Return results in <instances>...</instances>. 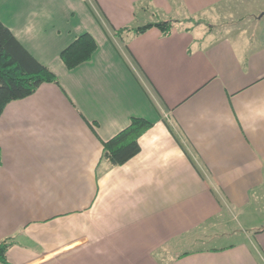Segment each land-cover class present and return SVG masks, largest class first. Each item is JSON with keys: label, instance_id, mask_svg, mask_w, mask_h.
I'll use <instances>...</instances> for the list:
<instances>
[{"label": "crops", "instance_id": "0c3cea01", "mask_svg": "<svg viewBox=\"0 0 264 264\" xmlns=\"http://www.w3.org/2000/svg\"><path fill=\"white\" fill-rule=\"evenodd\" d=\"M244 1L226 20V0H0L60 79L0 114V264H264V0ZM133 116L153 125L111 166L103 142ZM231 215L246 233L214 245Z\"/></svg>", "mask_w": 264, "mask_h": 264}, {"label": "trees", "instance_id": "16d2710c", "mask_svg": "<svg viewBox=\"0 0 264 264\" xmlns=\"http://www.w3.org/2000/svg\"><path fill=\"white\" fill-rule=\"evenodd\" d=\"M175 21V19L169 18L157 22H147L134 27V29L120 28L117 33L120 34L124 30L143 32L151 26H157L161 27L165 34H169ZM97 47V41L88 31L77 35L60 54L66 66L75 68L78 64L89 61ZM45 81L56 82L60 85L57 74L32 55L11 29L0 20V114L10 100L32 95ZM130 121L127 127L103 142L102 159L108 160L111 166L124 164L138 154L141 150L139 137L153 125L152 121L141 116H133ZM2 162L0 146V164ZM9 246L10 242L5 240L0 242V262L8 261L6 251Z\"/></svg>", "mask_w": 264, "mask_h": 264}, {"label": "rangeland", "instance_id": "374dc122", "mask_svg": "<svg viewBox=\"0 0 264 264\" xmlns=\"http://www.w3.org/2000/svg\"><path fill=\"white\" fill-rule=\"evenodd\" d=\"M245 1L244 0H226L225 4L222 5L223 6V14H221V16L223 17V19L226 18L230 20V17L232 15H234V13H236L235 15H240V16H243L244 14H247V13H250V11L246 10L245 6L242 4L244 3ZM230 10H233V11H230ZM234 15V16H235ZM244 18V17H242ZM246 20V19H245ZM248 23V20L247 22ZM262 215H264L263 213L261 214V218L262 219ZM230 217V216H229ZM225 216V219H226V227L224 229H221V228H213V230H211V233L212 235L216 233V236H217V239L213 240L214 241V245H225L227 244L228 242H234V236L236 235L235 232L239 233V232H242V233H246L245 229H246V224H243L242 226L245 228H240V226L238 225V220L237 218H234V216L231 215V220L230 218ZM260 223H264V220H261ZM238 228V229H236ZM240 230V231H239ZM245 230V231H244ZM215 231V232H213ZM239 231V232H238ZM223 232V233H221ZM212 241V242H213ZM199 244H195L194 246L195 247H199L198 246ZM184 247L188 248L187 245H183Z\"/></svg>", "mask_w": 264, "mask_h": 264}]
</instances>
